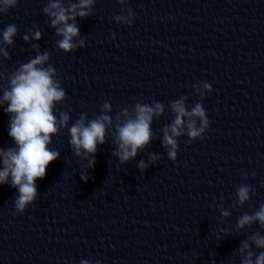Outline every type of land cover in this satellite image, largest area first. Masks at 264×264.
Instances as JSON below:
<instances>
[{
    "label": "clouds",
    "instance_id": "obj_1",
    "mask_svg": "<svg viewBox=\"0 0 264 264\" xmlns=\"http://www.w3.org/2000/svg\"><path fill=\"white\" fill-rule=\"evenodd\" d=\"M18 3L19 0H0V15L8 14ZM118 3L122 6L121 12L112 19L119 25L131 26L136 13L128 6L129 0H118ZM95 4L96 0H46L42 12L48 18L46 23L55 30L57 50L73 53L85 46L86 37L81 35L78 20L94 15ZM18 31L16 24H9L0 31V59H11L9 49L15 47ZM41 38L42 32L34 24L23 34L22 39L30 44L36 55L27 62L17 61V66L10 72L0 71V81H7L6 86L0 85V107L10 118L8 135L13 140V146L0 147V185L8 184L18 191L13 201V215H23L37 200V179H43L49 164L60 158V151L51 149L50 145L53 137L60 135L62 130H67L70 136L68 144L73 155L81 162L86 161L81 164L80 178L87 182L90 179L89 169L96 163L98 145L105 144L109 135L114 149L112 155L118 159L117 167L127 164L146 151L157 138L152 125L166 111L165 105L159 101L151 104L137 102L113 115L112 105L105 102L94 118L89 119L87 113H81L70 125L68 111H60L58 116L55 114L56 106L66 100L67 93L51 63V53L41 52L40 44L33 42ZM192 87L200 100L189 105V97L181 95L170 101L171 123L159 129L162 133L161 145L172 162L177 160L181 137H188L186 144L203 140L210 125L202 101L213 91L212 85L207 81H199ZM161 159L160 153L148 152L147 161L141 159L137 162L140 174L143 175L146 169L155 166ZM247 175L244 174L245 179ZM251 175L255 176V172ZM255 194L249 184L237 186L235 200L228 207L218 205L221 219L232 215L230 209L243 208ZM256 224L264 229V203L251 214L244 212L240 215L235 223V231L245 232ZM219 232L224 233L223 238L231 235L230 231L223 228ZM237 256L239 264H264V234L260 230L246 234L234 251L233 260ZM80 264H89V261L82 260ZM212 264H215V260Z\"/></svg>",
    "mask_w": 264,
    "mask_h": 264
}]
</instances>
